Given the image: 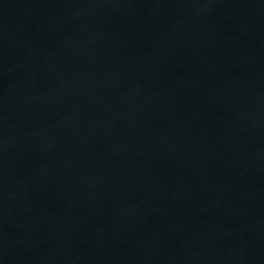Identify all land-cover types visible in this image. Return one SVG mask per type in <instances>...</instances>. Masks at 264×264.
<instances>
[{"label": "water", "instance_id": "water-1", "mask_svg": "<svg viewBox=\"0 0 264 264\" xmlns=\"http://www.w3.org/2000/svg\"><path fill=\"white\" fill-rule=\"evenodd\" d=\"M0 264H264V0H0Z\"/></svg>", "mask_w": 264, "mask_h": 264}]
</instances>
